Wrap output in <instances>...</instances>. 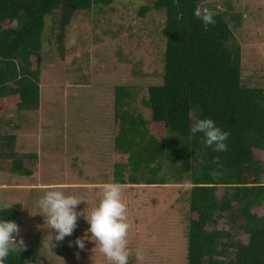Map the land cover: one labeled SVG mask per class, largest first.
Here are the masks:
<instances>
[{"label":"rangeland","instance_id":"374dc122","mask_svg":"<svg viewBox=\"0 0 264 264\" xmlns=\"http://www.w3.org/2000/svg\"><path fill=\"white\" fill-rule=\"evenodd\" d=\"M156 1L96 0L92 10L77 12L68 26L64 59L56 37L59 22L47 17L41 58L32 60L34 69L39 66L41 73L44 69L41 109L18 114L9 104L8 111L0 113V135L18 134L17 156H36L25 161L31 176L15 173L12 160L0 158V209L22 206L24 225L17 240L23 238L25 249L37 254L36 264H108L94 241H86L83 250L69 246L89 227L83 218L71 236L55 242L54 232L39 214L38 201L47 190L57 188L84 200L79 212L100 202L103 186L96 183H116L115 166L128 164L129 157L115 151L121 128L115 114L116 88L130 90L127 108L149 122L150 135L168 136L163 126L151 124L152 112L145 103L149 88L162 86L165 75L166 14H139ZM203 8L225 14L233 43L242 49L244 84L264 87V0H207L199 13ZM254 154L264 166V151ZM163 166L170 185L122 186L130 226L129 264H138L137 251L143 254L142 264H188L191 186L188 175L180 172L188 164L165 161ZM126 170L128 178L130 169ZM223 192L220 189L219 196ZM254 212L264 216V207ZM217 228L228 230L224 221L218 227L208 225L210 232ZM53 240L56 246L51 252ZM236 240L247 243L248 237L239 232Z\"/></svg>","mask_w":264,"mask_h":264},{"label":"trees","instance_id":"16d2710c","mask_svg":"<svg viewBox=\"0 0 264 264\" xmlns=\"http://www.w3.org/2000/svg\"><path fill=\"white\" fill-rule=\"evenodd\" d=\"M206 1L158 0L140 10L141 17L152 11L166 14L164 83L149 88L145 103L151 124L163 126L168 136L150 135L149 122L127 108L130 90L116 88L121 128L115 151L129 157L127 166H115V182L170 185L163 163L188 164L180 170L191 186L188 264H264V216L254 212L264 207V166L254 154L264 151V87L244 84L242 49L233 43L225 14H213L215 23L207 26L198 19ZM94 4L96 0H0V113L9 104L18 114L40 110L42 73L32 60L41 58L46 18L59 22L56 37L64 59L68 26L77 12L90 11ZM195 111L197 119L211 118L230 133L226 152L213 151L202 143V134L190 133ZM15 143V137L0 135V158H10L15 173L31 176L25 161L36 156L18 157ZM0 217L24 225L21 205L0 209ZM223 221L228 230H208L209 224L218 227ZM239 232L247 235V243L236 240ZM37 261V254L25 249L13 253L8 264Z\"/></svg>","mask_w":264,"mask_h":264},{"label":"clouds","instance_id":"9594fccd","mask_svg":"<svg viewBox=\"0 0 264 264\" xmlns=\"http://www.w3.org/2000/svg\"><path fill=\"white\" fill-rule=\"evenodd\" d=\"M205 26L214 24L213 14L205 12L198 16ZM190 133L202 134V143L215 152H226L230 133L222 130L211 118L197 119L190 127ZM216 163L219 164V158ZM213 176L217 173L214 171ZM122 185L120 183H107L103 186L102 198L97 206L77 211L78 206L84 200L75 195L65 194L63 190L52 188L47 190L39 199L40 213L47 225L54 232L55 242H62L71 236L78 227V219L83 218L89 225L82 237L69 246H75L83 250L86 241H94L107 260L108 264H129L130 250L128 248L127 206L121 198ZM20 226L15 221L0 217V264H8L11 255L17 251L25 250L23 238L17 240L20 235ZM52 242L49 250L53 252L56 246ZM48 247V245H43ZM144 257L140 251L136 253L138 264H142Z\"/></svg>","mask_w":264,"mask_h":264},{"label":"crops","instance_id":"0c3cea01","mask_svg":"<svg viewBox=\"0 0 264 264\" xmlns=\"http://www.w3.org/2000/svg\"><path fill=\"white\" fill-rule=\"evenodd\" d=\"M205 10H207V9H205V8H203L202 9V14L204 13V11ZM209 11V10H208ZM209 13H211L210 11H209ZM42 74H44V69H42ZM41 109V108H40ZM40 111V110H39ZM24 117H25V115H24ZM15 126H13V128H14ZM12 137H15L16 139H18V134H14ZM19 137H21V135L19 136ZM38 155H40V154H38ZM105 184H102V183H96L95 184V186L96 187H100V186H104ZM43 186H37V187H35L36 189H38V190H41V188H42ZM260 216V215H259ZM36 241V240H35ZM31 251V250H30ZM39 260V259H38Z\"/></svg>","mask_w":264,"mask_h":264},{"label":"built area","instance_id":"2783aa9c","mask_svg":"<svg viewBox=\"0 0 264 264\" xmlns=\"http://www.w3.org/2000/svg\"><path fill=\"white\" fill-rule=\"evenodd\" d=\"M206 11L209 12L208 10H205L204 13H205ZM204 13H203V14H204ZM199 14H202V13H199ZM203 14H202V15H203Z\"/></svg>","mask_w":264,"mask_h":264}]
</instances>
